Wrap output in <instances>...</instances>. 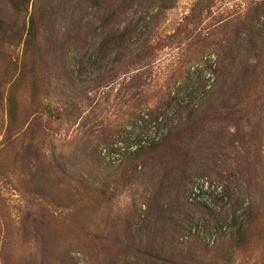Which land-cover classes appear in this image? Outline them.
Segmentation results:
<instances>
[{
	"label": "rangeland",
	"instance_id": "374dc122",
	"mask_svg": "<svg viewBox=\"0 0 264 264\" xmlns=\"http://www.w3.org/2000/svg\"><path fill=\"white\" fill-rule=\"evenodd\" d=\"M138 20L127 43L158 46L124 71L162 91L152 123L92 85L102 38ZM0 264H264V0H0Z\"/></svg>",
	"mask_w": 264,
	"mask_h": 264
},
{
	"label": "trees",
	"instance_id": "16d2710c",
	"mask_svg": "<svg viewBox=\"0 0 264 264\" xmlns=\"http://www.w3.org/2000/svg\"><path fill=\"white\" fill-rule=\"evenodd\" d=\"M95 1L96 3H99V0ZM207 6L209 5H205L192 20L196 22L200 21V17L204 13L203 10L205 9L206 11H209V9L206 8ZM140 28L141 26L138 20L132 22L131 26L127 27L125 30L111 31L102 38L97 48V58L94 59L93 62L94 66H97L100 72H98L96 77H94V79L92 80V85L97 88H102L108 87L111 84L114 85L116 84V82L121 81L123 86L127 87V92L123 96L122 104L128 107L130 120L132 122H135L138 119H143V117L148 116V122L152 123V121L155 122L158 119V117L154 115V110H149V113H145L143 117L141 116V114L150 106V101L153 98H157L159 101L162 99V91L160 92L157 89L153 90L152 84L144 82V80L140 77L139 74L136 75V77L134 78H132L131 76L129 77V79H127V76H129L130 72L124 71L128 63L132 67H136L137 65H139L136 63H138L148 54L152 53L157 49L158 44H151L150 40L141 42V44H138L137 46L127 43L128 34H130L131 38L136 36L138 37V40L141 39V34H139ZM39 31L40 16H38L36 12H34L31 14V17L29 19V25L26 32L27 37L25 39V49L27 52H31L36 46L39 38ZM240 32L247 34V36L250 38L249 49L251 51L255 50L257 47V43L253 41V39L263 38L260 32L255 29L252 31V29L248 26H245L243 28V31H239L238 33ZM148 33L152 34L153 30H150ZM236 52L238 53L239 49H236ZM113 53H115L114 56H112ZM219 57L226 58L223 57V49H221V52H219ZM203 63L204 66L200 70L201 73L206 70L212 73L215 72V70L213 69V63H211V61L206 60ZM220 68L221 70L223 68L222 59L220 63ZM175 75V78L170 79L169 81V88L175 87V84L179 81L186 82L189 77L188 70H178V73H176ZM39 77L38 78L41 82H46V79L44 80L42 75H40ZM208 96L209 94L205 92L199 98H196L195 100L191 101V103L187 104V106H182V103L177 101V97L171 96V94H169L168 105L172 106L175 102H178V112L183 113L185 110H188L189 117L184 118L181 115V121L179 122V124H176L174 126H172L170 123H165L164 126L166 128L167 134L161 139L160 142H155L147 148H137V150L135 151L136 157H140L142 154H145L149 151H152L153 149H157L163 146L164 143L168 140V138L175 132V130H177L180 125H182L183 123H187L192 119L195 110H197L196 105L204 103L205 100L209 99Z\"/></svg>",
	"mask_w": 264,
	"mask_h": 264
},
{
	"label": "built area",
	"instance_id": "2783aa9c",
	"mask_svg": "<svg viewBox=\"0 0 264 264\" xmlns=\"http://www.w3.org/2000/svg\"><path fill=\"white\" fill-rule=\"evenodd\" d=\"M206 188V190H212L213 192L220 193L222 191V188L215 184V182H212L209 178L203 177L194 182V189L197 190V188Z\"/></svg>",
	"mask_w": 264,
	"mask_h": 264
}]
</instances>
